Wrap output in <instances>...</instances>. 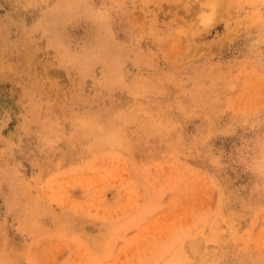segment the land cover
Listing matches in <instances>:
<instances>
[{
    "label": "rangeland",
    "instance_id": "374dc122",
    "mask_svg": "<svg viewBox=\"0 0 264 264\" xmlns=\"http://www.w3.org/2000/svg\"><path fill=\"white\" fill-rule=\"evenodd\" d=\"M208 2L135 0L126 17L127 39L117 41L127 53L118 78L109 69L67 90L59 69L45 67L40 74L31 61L28 67L17 62L34 47L30 29L15 16H0V145L19 151L21 137L28 139L17 118L11 81L24 72L35 81V115L56 129L68 117L76 125L75 137L60 138L58 163L45 178L47 239L39 245L40 258L53 264L264 261V212L255 182L241 185L219 167H181L168 147V135L151 128L126 127L123 148H114L110 140L126 108L121 81L133 76L152 90L161 109L170 111L173 135L203 138L213 129L212 151L223 157L231 150L235 130L221 107L223 94L233 84L257 86L261 73L252 56L217 55L219 46L206 43L224 34L223 23L193 43L191 33L204 28L213 12ZM17 171L23 174L22 168ZM245 202L256 207L245 210ZM5 227L15 243L22 241L11 215Z\"/></svg>",
    "mask_w": 264,
    "mask_h": 264
},
{
    "label": "clouds",
    "instance_id": "9594fccd",
    "mask_svg": "<svg viewBox=\"0 0 264 264\" xmlns=\"http://www.w3.org/2000/svg\"><path fill=\"white\" fill-rule=\"evenodd\" d=\"M206 6L213 12L204 28L191 33L193 43L208 28L223 23L224 34L217 33L213 41L206 43L219 46L217 55L252 56L258 60L261 73L257 86L233 84L223 94L221 107L235 130L231 150L223 157L212 151L216 135L213 129L206 130L203 138L173 135L170 111L161 109L152 90L133 76L121 81V103L126 108L112 133L111 144L123 148L124 129L130 126L165 133L174 161L181 167H219L231 172L241 185L255 182L261 190L258 206L264 212V0H209ZM134 7L135 0H0V16H15L20 26L30 29L34 47L23 52L17 62L28 67L31 61L40 74L45 67L59 69L67 90L84 79L104 76L109 69L118 78L120 62L127 53L117 41L127 39L126 17ZM11 81L17 118L28 139L21 137V146H16L19 151L0 145V218L5 219L0 224V264H53L40 258L39 248L47 239L43 222L49 188L45 178L58 163L63 147L60 138L75 137L76 125L68 117L56 129L35 115L31 95L35 81L30 72L12 76ZM34 141L42 147L38 149ZM244 207L248 210L256 204L245 202ZM8 215L22 237L19 243L5 227Z\"/></svg>",
    "mask_w": 264,
    "mask_h": 264
},
{
    "label": "snow or ice",
    "instance_id": "6c2138e0",
    "mask_svg": "<svg viewBox=\"0 0 264 264\" xmlns=\"http://www.w3.org/2000/svg\"><path fill=\"white\" fill-rule=\"evenodd\" d=\"M204 22H206V21H204Z\"/></svg>",
    "mask_w": 264,
    "mask_h": 264
},
{
    "label": "bare ground",
    "instance_id": "6f19581e",
    "mask_svg": "<svg viewBox=\"0 0 264 264\" xmlns=\"http://www.w3.org/2000/svg\"><path fill=\"white\" fill-rule=\"evenodd\" d=\"M204 253V252H203Z\"/></svg>",
    "mask_w": 264,
    "mask_h": 264
}]
</instances>
